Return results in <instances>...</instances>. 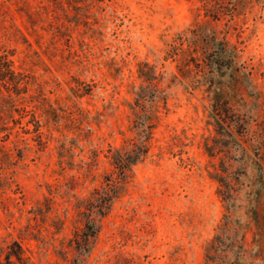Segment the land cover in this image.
Wrapping results in <instances>:
<instances>
[{"label":"rangeland","instance_id":"1","mask_svg":"<svg viewBox=\"0 0 264 264\" xmlns=\"http://www.w3.org/2000/svg\"><path fill=\"white\" fill-rule=\"evenodd\" d=\"M6 60L0 264H264V0H0Z\"/></svg>","mask_w":264,"mask_h":264},{"label":"trees","instance_id":"2","mask_svg":"<svg viewBox=\"0 0 264 264\" xmlns=\"http://www.w3.org/2000/svg\"><path fill=\"white\" fill-rule=\"evenodd\" d=\"M225 51V49H223V52ZM226 52V51H225ZM220 64V66H224L226 65L227 68L233 67L234 68V63H233V58H229L227 62H221L218 63ZM0 79L5 80L10 83H12L13 85H15V87H17L18 85V75L15 73V71L12 69L11 67V61L10 60H6L4 61L3 64H1L0 66ZM143 99L145 98V95H141ZM214 110L216 111V113L220 116H222V111L223 106L221 105V103L218 101V99H216V102L214 104ZM230 136L233 137V135L231 133H229ZM147 153V149H145V147L139 146L137 147V149H134L133 152L131 153L130 151H126V152H122L121 150H116V153L113 155V164L118 168L119 170V175L122 178H125L127 175V171L129 169H131L132 165L136 164L143 155H145ZM258 165V170H259V174H258V178L256 179V187L253 189V191L250 193L252 195L251 200H253L254 202H259L260 199L262 198V196H264V171H263V167L260 163L257 162ZM239 179V177L237 178ZM118 185H115L114 188L112 190L117 189ZM227 195H225V199L229 200L231 193H230V189L233 188L232 185L228 184L227 185ZM112 199V195L109 192H106L104 195L101 196V201H100V209L99 212L101 214H105L106 210L109 209L110 207V201ZM252 210V218L258 228V230L261 232L263 231V227L264 225H262L261 220H260V215L259 212L257 210L256 207L252 206L251 208ZM86 230H84L83 236L81 237V240H78V245H85L87 246L89 243V240L91 237L95 236V229L92 225L87 224L86 225ZM259 241V240H257ZM15 255L18 260H22L23 256L22 253L19 252H12L9 254L8 257V264H11V256Z\"/></svg>","mask_w":264,"mask_h":264}]
</instances>
